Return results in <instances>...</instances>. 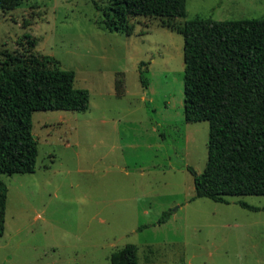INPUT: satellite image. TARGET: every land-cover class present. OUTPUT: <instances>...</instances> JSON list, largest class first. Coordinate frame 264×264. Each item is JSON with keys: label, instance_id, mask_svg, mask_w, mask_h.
Segmentation results:
<instances>
[{"label": "rangeland", "instance_id": "rangeland-1", "mask_svg": "<svg viewBox=\"0 0 264 264\" xmlns=\"http://www.w3.org/2000/svg\"><path fill=\"white\" fill-rule=\"evenodd\" d=\"M197 17L264 18V0H187L176 20ZM130 24L132 36L110 32L91 0L0 8L2 54L30 51L29 35L34 55L55 57L53 67L74 70L75 86L90 92L85 112H35V173L1 175L9 191L0 264H112L128 244L140 264H264V211L239 205L264 208V196L193 200L188 167L206 168L209 123L185 120L184 38L162 19Z\"/></svg>", "mask_w": 264, "mask_h": 264}, {"label": "trees", "instance_id": "trees-1", "mask_svg": "<svg viewBox=\"0 0 264 264\" xmlns=\"http://www.w3.org/2000/svg\"><path fill=\"white\" fill-rule=\"evenodd\" d=\"M24 0H0L12 10ZM110 32L135 33L131 19H162L164 28L184 38V116L188 123L208 122V162L202 173L193 168L196 195L229 204L228 197L264 196V18L215 21L187 15V0H107L102 8ZM177 23H176V22ZM2 54L0 50V237L5 232L8 187L1 175L33 174L39 142L33 116L39 111L85 112L90 92L75 86L76 72L59 67L50 55L31 51ZM2 57H5L2 59ZM143 65V63L141 64ZM140 69L141 84L149 88ZM121 89V87L119 86ZM249 211H264L245 202ZM171 212H165L160 224ZM112 264H140L139 248L128 244L113 253Z\"/></svg>", "mask_w": 264, "mask_h": 264}]
</instances>
